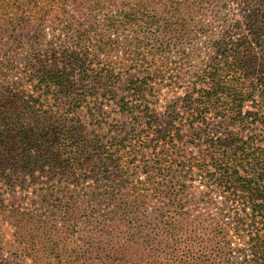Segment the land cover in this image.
I'll return each instance as SVG.
<instances>
[{
	"label": "trees",
	"instance_id": "trees-1",
	"mask_svg": "<svg viewBox=\"0 0 264 264\" xmlns=\"http://www.w3.org/2000/svg\"><path fill=\"white\" fill-rule=\"evenodd\" d=\"M206 1L0 0V189L37 181L46 211L27 243L64 197L121 264L139 239L154 264H264V14L213 37Z\"/></svg>",
	"mask_w": 264,
	"mask_h": 264
},
{
	"label": "rangeland",
	"instance_id": "rangeland-1",
	"mask_svg": "<svg viewBox=\"0 0 264 264\" xmlns=\"http://www.w3.org/2000/svg\"><path fill=\"white\" fill-rule=\"evenodd\" d=\"M239 1L243 3L240 4ZM263 14L264 0H208L198 7L196 13L205 23L209 24L207 35L213 37L222 36L224 29H232L233 26L235 29L237 28V31L247 34V22L250 18L261 19ZM7 38L8 34L5 33L3 41ZM202 40H208V38L203 37ZM185 41L190 40L186 39ZM9 44L6 47H9ZM200 45L202 42L198 43V46ZM11 49L13 50H10V54L16 52L14 47ZM21 56V54L16 56V59H19L16 62H20ZM177 91L180 90L176 87L161 90L157 97V110L160 111L167 101L173 100L178 94ZM17 184L0 189V198L4 199L6 204L10 203L0 208V264H121V261L113 258L108 259L103 256L104 254L99 255L98 252L102 251L97 252L93 246L89 245V240L85 238L87 230H81L83 226L80 228L74 225V219L66 221L69 227L62 225V220H68V215L65 214L67 200L64 197H61L59 212L49 218L53 220V226H50L52 224L50 223L48 228L41 232L40 239L37 238L33 243L29 240L27 243L25 237L31 230L40 229L43 231L42 228H45L29 223L31 215L37 219L45 216L46 211L39 208L38 202L31 200H40L38 195L40 185L37 181L29 180L17 182ZM76 210L79 212L78 220H83L85 216V212H82L83 209L76 208ZM72 217L75 218V215ZM57 220H59L58 226H54ZM76 222L78 221L76 220ZM45 232L54 233V235ZM60 235H63V239L60 238ZM137 241L139 242L138 248L132 244L131 250L137 251L138 249V251L128 264H154L153 254L159 256L155 259L167 260L164 258L165 252L161 253L160 251L164 245L146 244L142 239Z\"/></svg>",
	"mask_w": 264,
	"mask_h": 264
}]
</instances>
